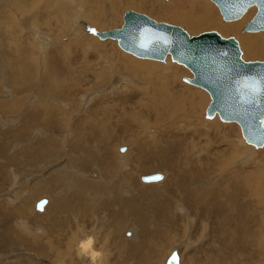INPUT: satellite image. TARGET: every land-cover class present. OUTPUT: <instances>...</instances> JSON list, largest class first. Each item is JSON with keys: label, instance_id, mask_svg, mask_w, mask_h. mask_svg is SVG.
<instances>
[{"label": "rangeland", "instance_id": "374dc122", "mask_svg": "<svg viewBox=\"0 0 264 264\" xmlns=\"http://www.w3.org/2000/svg\"><path fill=\"white\" fill-rule=\"evenodd\" d=\"M8 1L10 2V6H8L9 3L6 2V0L0 2V12L6 6H7L6 7L7 10L14 11L15 8L14 5L22 4V6H24L23 3L27 2L28 7L38 17V20L32 22L28 20L26 24L23 25L21 24L20 27L15 22L18 15L16 16L15 19L5 20L7 21L6 27L8 28L10 26L14 27V30L8 31V36H13L15 34L18 36L21 35L20 37L17 36V40L26 43L28 45V48L27 49H25L26 47L23 48V51L26 52V55L31 54L33 56L35 63L41 61L45 56H48L51 53H53V55L57 58L56 60L59 62L58 68H56V72L58 73L55 75V79L56 81H58L57 88L61 87L63 89V86H65L66 92L63 95L58 94V96L55 95L54 97L47 96L45 100L49 105L51 104L52 106H54L53 108L57 110V113L62 111L69 115V119L64 120L65 124L61 125L60 127L65 129L66 127L68 128L69 126L68 131L69 132L71 131L70 133H65L63 131L62 132L56 131L53 133L50 131L48 135H46L45 133H47L48 131H46L44 127H40L39 125L38 127H36L35 133H34L35 130L34 128L32 131L33 133L31 132L32 136L30 135V138L33 137L36 140V139H44L43 137H47V138L51 137L53 139V146H55V148L47 151V155L44 156L42 160H36V159L33 160L31 162L33 163L32 165L29 162H25L21 164L19 167L18 166H15L13 168L9 166L7 167L4 164H2V163H6L5 157L0 155L1 180L2 178H4L5 180L9 181V185L11 184L14 185L15 187L17 186V184L21 185V190L19 189L14 190L15 194L18 193L17 196L19 197L18 201L20 202V204L25 202L26 199L24 198L29 197L28 193H29L30 185L32 187L43 186L44 181L46 179L45 177L48 176L46 174L52 173L54 172V170H58L62 168L61 165L64 163H83L93 158V161L92 162L90 161L91 163L90 166L87 167L86 169H82L84 174V175L82 174L83 176L82 180L88 182L92 181L89 188L87 189L88 191L101 192V190L99 189V183L106 182L107 180V177L104 175H110V176L113 175L112 177L115 182L117 192L119 193V195H122L121 197L123 196L128 197L130 195L129 199L133 197L136 198L137 197L136 195H138L140 191L145 190L150 186H154L153 190H150L151 192L148 191V196L146 195L140 197L138 201V203H142V204L147 202L146 211L148 212V214L149 213L153 214V213H157V207L155 205L154 199H152L150 194H153L155 191H158L159 193L158 202L163 201L168 196L170 197L176 196L173 199H176L177 201H180L178 199H181L179 193V184L171 182L170 190L164 187V185L167 182H169L168 177L174 174L173 169L169 168L166 170V168L170 167L172 162L182 163V167H183L182 169H187L186 168L187 163H197V166H200L199 169L203 168L204 170L203 178L205 179L195 183L194 186L198 190H206L211 187H218L220 193L222 194V196L212 201L208 196L203 198V200L201 201V206L203 207L205 205L207 208H209L210 206L212 208L223 207V210H216L214 213H210L211 215H213V220H212L206 214L204 217L203 216L201 217V215L203 214H201L200 210L198 209L195 210L194 212L193 211L191 212L189 206L181 199L180 203L183 205L182 208H185L186 211H189V216L194 220L192 223H187V221L183 219V216L179 213L181 206L178 207L176 211L175 209H173V212L170 214V216L172 215L171 217L173 218L177 216V218L183 219L184 222L182 220L178 221L180 232L177 231L176 236H174V232H172V230H169L168 233L165 235L166 239L168 238L167 241H169V243H166L167 241L163 243H156V241H154L155 245L157 244L156 246L154 245L155 247L151 243L148 244V248L155 255L154 256L151 253L152 256H154L153 257L154 263L162 264V260L164 261L165 258H166L165 260L166 263L168 257L167 255L170 254L169 251L171 250V248L174 247L175 244L183 241L188 235H190V237L186 239L187 241H189V243L184 244L185 245L184 248L181 244H179L182 247H175L171 250V253L174 250H176L181 255L180 256L181 264H264V228L259 229L258 226H256L254 222H252V220H255L256 218L258 219V217L259 220L261 218L264 219V180H261L260 178L258 179L254 178L255 176L254 171L264 170V147L260 149H254L250 145L246 144L245 140L242 137L241 128L237 123H228V122L225 123L221 119L219 120V118L217 117L211 119L206 118L205 111L208 104L211 101L210 95L206 90L183 81L182 79L183 77H193V74L184 65L172 63L173 61L171 62L169 57L166 62H158L153 60V63L157 62L158 66H160V68L156 70L157 72H162L163 70L169 71L170 75L168 78H170L171 81L179 82L184 88H186L185 86H191L193 88L195 87V89L197 88L198 90L202 91L205 95V100L203 103L199 100L197 104H194L193 106H190L186 103L188 109L184 113L185 116L184 119L186 118L187 119L186 120L183 119L184 121L182 123L179 122L174 125V129H175L174 131H176V134L173 137H170L171 139H174L175 137H183L184 139L188 138V141L190 143L189 150L186 151L184 149L180 150L179 148H177L176 156L174 159L173 158L155 159V157L152 158L151 157L152 155H149V154H154L157 151V149H161V146H168L169 143L162 141L163 134L160 133L161 130L158 129L159 128L162 129L166 126L172 125L175 119L157 120L156 123L153 125V128H150L148 131L144 133L142 132L134 133L131 131L124 133L122 130H120L119 123L116 122L114 124L115 121H113V119L114 120L118 119V116H115L114 118H110V121L104 120L103 123H107V125L111 127V131L104 132L103 134L111 133L113 130L117 131V133L106 134L103 136V138L98 137L100 139L102 138L101 139L102 141L98 139L97 136L94 137L91 135H90L91 139L90 137H88L89 139L88 138L86 139V134L89 133L88 130L81 132L82 133L81 135H76V138L72 134V130L74 128L73 123L75 119L78 118L83 111L89 109L93 104H95L96 102H100L102 97H103L102 99L103 102L101 104L103 105H101V109L104 107H111V106L120 108L121 103L124 99H126L127 97L134 96L137 90H142L150 84V82L147 81L148 79V76L146 75L147 71H140L138 73L137 78L131 79L130 74H128L129 72L127 73L125 72V70H123L122 71L123 78L120 79V77L115 76L114 79H112L113 81L111 80L109 82L108 79L107 83L103 85V87H101L99 91L97 90V88H93L90 90L89 87L92 86L93 82L92 81L84 82V80L90 79V77L93 75L91 70H93L95 67L94 61H88L87 59L94 60L98 58L99 51L94 49L95 45L98 44L99 47L102 44H107L111 52L116 54V57L120 55H126V54L128 55V53L124 52L118 46L116 40L113 39L102 40L98 38L94 33L86 30L85 27L84 29L87 33L84 31V29H82L83 31L80 30V28H78L77 19H81L83 21V25L89 22L90 26L94 27L97 31L102 32L106 30L120 28L123 25L124 13L129 10H134L149 16L151 19L157 22H166L180 26L184 28L191 35H198L206 31H217L224 37H234L239 41L240 48L242 50V56L246 61H264V56L252 55L249 52V48L251 47L250 45H254L253 43H251L250 38L252 37L250 36H254V37L264 36V31L251 33V32H243L242 30L244 25L248 21H250L255 15L256 8L255 7L250 8L247 11V13L239 20L232 22H225L219 12V9L212 1L196 0L199 2L201 1L205 7L211 10V14L209 17L212 19L211 20L212 24L193 26L191 24H195V23H193V21L190 18L188 20H183L184 22L174 21L167 15L164 14L162 15V13L157 11L150 12V10H143L129 6H125V7L121 6L119 10H116L114 16H110L106 18L107 26L103 28L97 26L96 23L97 19L93 16L91 12V9L94 7V5L91 3L88 4L87 0H55L54 4H51L49 0H8ZM93 2H95V0L92 1V3ZM162 2L164 4H169L172 2V0L169 1L165 0V2L164 0H162ZM98 5L103 9L108 8V4L101 3L99 0H98ZM76 8L78 10H76L74 13V10ZM175 8L179 10V9H183V6L180 7L179 5H177L175 6ZM196 11H197L196 14L200 13V9H197ZM250 11H252V14L249 15L248 13ZM54 12H56V18H53L51 15ZM174 15L177 18H180V16H178L176 13H174ZM45 17L46 18L50 17V19H57V21L61 20L62 22L61 23L57 22L55 24L57 27V29L55 30V26L54 25L51 26V23H47V24L42 23V21H45ZM2 23L3 22L0 19V24ZM230 25H239V27L233 29L230 27ZM29 28L36 30L29 31ZM0 33L6 35L5 32L3 31H0ZM85 36L88 37L81 38ZM247 37L249 38L250 42L247 41L248 40ZM71 39L73 41L69 50L67 51L64 50V47L60 48L61 45H64L67 41ZM19 46L20 45H18V47ZM1 49L2 48H0V51ZM128 56H130L135 60H140V58L134 57L131 54H129ZM2 59L3 57L1 56L0 61H2ZM68 60L73 62L74 64L73 68H71L70 65L67 63ZM32 67L33 66L31 64L26 65L25 67H23L22 71L24 73H29L31 75L36 71V70H32L31 69ZM50 74L51 72L49 71L46 74L44 80H46V78ZM4 76L5 73L1 72L0 100H2L3 102L18 101L20 103V99L22 97L25 103L24 106L20 104L17 110L19 111V114H21L22 111L25 112L28 106L40 102V98L36 93V92L39 93V90L36 89H35L36 91L34 90L35 85L33 86L27 85L24 82V80H20L21 77H19V80L18 79L14 80V86L13 85L9 86L11 89L9 90L6 87V85H4L3 83ZM28 77H29L28 79H31L29 75ZM151 77L152 76H150V78ZM40 78L41 76L37 77L36 79L39 80ZM137 79H141V80L136 81ZM19 81L22 83H20ZM110 86L112 87V89H110ZM177 88H182V87L177 86ZM42 89L46 92L48 91L47 88H42ZM199 94L201 93L199 92ZM100 96L102 97L100 98ZM98 98L100 99L96 101V99ZM62 103H65L66 106ZM134 107L135 108L133 110L124 108L122 109V111L126 114H129L130 112L133 111L138 112L140 108L137 107L136 105ZM31 108L35 109L36 106H33ZM17 111H15V114H11V116H15V115L18 116L19 114ZM178 111L181 112L179 108ZM191 112H193V116L188 117L189 115L188 113ZM5 117L3 115L2 118L7 120L8 117L6 118ZM139 117L142 118L139 119V121L140 122L145 121L148 127H149V123L152 122L153 120V119H149L145 115H141ZM121 118H119L118 121L122 123L126 118L123 119ZM9 119L7 120V122H9ZM19 122L23 123L22 118L19 119ZM110 122L114 125L111 126ZM16 123L15 124L6 123L3 126L0 125V131L1 132L6 131V128L8 129L11 125L16 126ZM16 128H20V127H16ZM39 129L40 131H42L41 134H39ZM55 129H57V126L51 128L52 131H54ZM141 129H143L144 131L146 130L144 128ZM2 138H4L6 141L9 139L12 140V143L9 141L10 143L9 145H7L8 147L7 153L9 155H11L12 153L13 154L18 153L19 150H22L23 147L31 150H34L36 148L35 145L32 146L31 140L27 138L21 139L20 143L17 142L18 139H13L10 135L2 136ZM149 138L153 139L150 143L136 144L138 143V139L139 141H141L143 139L148 140ZM171 139L169 142L172 144ZM25 142H27V144ZM69 144L72 145L74 144L73 146H76L75 148L70 149V151L73 152H68L67 147ZM123 146H126L127 149L125 150L126 154L124 153V158L126 160H122L123 153L120 154L121 152L119 151V149ZM60 156L61 158L59 159ZM83 156L84 159L81 158ZM72 158H78V159L70 162L69 160ZM107 158L110 159L111 163H114V167L110 169L111 174L107 172L104 173L103 171L104 166L109 165V162H107ZM245 158H247L246 161ZM121 161H123L124 164L126 163L127 165H124L123 163L121 164ZM219 161H221L224 164H220V163L218 165L214 164V163H218ZM60 163L61 165L58 166V164ZM93 163H101V164L93 165ZM157 163L160 164L158 165ZM64 168L66 171L68 170H71L72 172L75 171V169L68 167L66 164H64ZM1 170H3V172ZM94 170H98L99 172V176L97 178L91 177L92 172ZM128 171L129 172L131 171L130 174ZM156 171L165 174L164 178L160 180L161 182L159 181L158 183L157 182L146 183L141 181L140 179L141 174H149L151 172L153 173ZM247 171H250V175H249L250 179L244 178L247 176L245 175L244 172ZM4 172L6 173V175ZM122 173L124 174L122 175ZM101 175H103L104 177ZM29 180H31V182ZM124 180L128 181L129 187L126 186V184H124L126 183ZM234 180H237L238 182L242 183V187L244 186L249 191V193L243 194V199H242L243 201H247V203L245 204L248 207L247 210L240 209V207L243 206V205H239V202H241V197L235 195L233 192V188L231 187V182H233ZM61 183L62 182L58 183V185H61ZM123 184L124 186L122 187ZM145 184L147 185V187L145 186ZM8 186L5 185L4 188ZM64 186L65 185H62L60 188H64ZM4 188H3L4 191L8 189V188L7 189ZM60 188L54 191L55 195L48 193V190H45L44 192H41V194H39L36 197V199L35 197L30 199L29 201L30 209L26 215L34 223L36 224L38 223V227H36L35 224H31L32 229L28 231L27 229L25 230L21 229V233L22 234L24 233L23 236L29 234L31 235L32 238H38L40 242L46 241L47 245L46 244L44 245H46L47 248L44 251L43 255L38 256L37 258V253L35 251L27 249L24 246V244H22L18 252V255H16L17 258L19 257L20 263L22 261L32 259L35 260L34 264H64L63 262H61L62 260L63 261L70 260L67 257L65 251V249L68 248L67 243L73 242V247L75 248L76 241L79 238L80 239L86 238L83 235L84 233L87 232L86 234L88 236L92 235L93 237L92 236L91 237L96 240V241L94 240V247H96V249L98 247V249L103 250L104 252L106 251L105 252L106 254L104 255H105V260L107 261L104 260L103 264H136L135 259H129V258L126 259L125 257L123 258V256L126 253L125 246H127L126 244L127 241L129 240L131 241L134 238H137L136 236L138 235V232L140 230V226L137 223L138 221L136 222L134 217H129L127 218L126 221L121 222L118 230L114 229L113 220L108 219L106 217L108 213L107 210L105 209L101 210L99 213L93 212L86 217L80 213L78 214L76 213L75 215L68 216L67 219H64L65 223L67 224L66 226H61L60 224L54 223L53 226L49 228L48 225L47 226L45 225V223L34 221L33 216L35 214L47 213V211L49 210L47 206H50L53 203V200L58 198V195H61L59 191ZM20 191L22 195L20 194ZM1 193L3 194V196H1L2 195ZM110 195L111 193L109 191L103 189L101 192L102 197H100L99 199L100 200H102L103 198L108 199L107 196ZM42 197H48L50 199L49 204L50 203L51 204L50 205L47 204L46 206L47 208H45L44 211L39 212L35 210L34 204ZM91 198L93 199V197ZM3 200L8 201V197H6V192H0V202H5ZM111 209L114 210L115 212H119L120 207L114 206ZM63 211L68 212L69 210H63ZM110 213L111 212H109V214ZM58 215L64 216L65 214H58ZM248 218L252 219L250 224L246 221V219ZM69 219L71 221H69ZM220 223H224L225 225H228L229 227L228 234L222 232L219 229ZM204 227L208 228L209 232L202 230V228ZM128 231H131L132 234L134 233L133 234L134 238L133 236H131L132 234L130 236L126 235ZM74 232L76 235L73 234ZM208 233H209V239L207 238ZM72 235L74 236L72 237ZM124 236L127 238V240ZM223 236L224 238H226V241H229L232 238H238L240 243L242 244L239 247V250L230 248L226 245L219 243L218 242L219 238ZM186 240H184V242ZM102 245L105 246L103 247ZM164 246L166 248H163ZM156 247L158 249H161L162 251L161 250L157 251ZM233 254L239 255L240 256L239 258L241 259L239 258L236 259L235 257L236 255L233 256L234 257L233 259H228V255L231 256ZM5 256L7 257V255L4 254L3 260L2 261L0 260V264H5V262L7 264L11 260L10 258H6ZM0 258L2 259V255H0ZM36 258L38 260H36ZM137 264H147V263L142 262L140 260L139 263Z\"/></svg>", "mask_w": 264, "mask_h": 264}, {"label": "bare ground", "instance_id": "6f19581e", "mask_svg": "<svg viewBox=\"0 0 264 264\" xmlns=\"http://www.w3.org/2000/svg\"><path fill=\"white\" fill-rule=\"evenodd\" d=\"M2 1H5V0H0V2H2ZM49 1L51 4L55 3V0H49ZM92 1H94V0H87L88 4L91 3L94 5V7L91 9V12H92L93 16L97 19V22H96L97 26L103 27V28L107 26L106 18L110 17V16H114L116 13V10H119V8L121 6L122 7L129 6V7H135V8L143 9V10H150V12L151 11H157V12L162 13V15L163 14L167 15L168 17H170L174 21L184 22L183 20H188L190 18L193 21V23H195V24H191L193 26L212 24V22H211L212 19L209 17L211 14V10L209 8L205 7L201 1L199 2L196 0H172V2L169 4H164L162 2V0H102V1L99 0L101 3L108 4V8H106V9H103L102 7H100L98 5V0H95V2H93V3H92ZM6 2H8L9 3L8 6H10V2L8 0H6ZM164 2H165V0H164ZM23 5L24 6H22V4L14 5L15 6L14 11L7 10V8H6L7 6H6L0 12V14H1L0 19L3 22L2 24H0V31L5 32V34H6V35H3L0 33L1 34L0 35V48H2L0 51L2 53V54L0 53V57L1 56L3 57L2 61H0V73L1 72L5 73L3 83H4V85H6V87L9 90H11L9 86L10 85L14 86V80L15 79L19 80V77H21L20 80H24V82L27 85H31V86L35 85L34 90L35 89L39 90V93L38 92H36V93L38 94V97L40 98V102L28 106L27 109L25 110V112L22 111L21 114H19V111H17V110H18L20 104L22 106H24V103H25V101L22 97L20 99V103L18 101H5V102H3L2 100H0V125L3 126L6 123H14V124L16 122L18 123V124L16 123V126L11 125L8 129L6 128V131H3L4 133L0 131V155L5 157V162H6V163H2V164H4L7 167L8 166L12 167V168L15 166L19 167L21 164H23L25 162L31 163L35 159L36 160H42L44 158V156L47 155V151L55 148V146H53V139L51 137L50 138L43 137L44 139H36V140H35V138L31 137L32 138L31 139L30 135H31V132L33 131L34 128H35V130H34V133H35L36 127H38L39 125H40V127H44V129H46V131H48L47 133H45L46 135H48V133L50 131L53 133L56 131L57 132L63 131L65 133L71 132V131L70 132L68 131L69 126H68V128L66 127L67 129L60 127L61 125L65 124L64 120L69 119V115L66 114L65 112H62V111L57 113V110L55 108H53L54 106H52L51 104L49 105L45 100V98L47 96L54 97L55 95L58 96V94L63 95L66 92L65 86H63V89L61 87H58L59 89L57 88L58 81H56V79H55V75L58 73V72H56V68H58V65H59V62L56 60L57 58L53 55V53H51L48 56H45L41 61H38L37 63H35L33 56L31 54L26 55V52L23 51V48L26 47L25 49H27L28 45L26 43H23V42L17 40L18 35H16V34L13 36H8V31L14 30V27L13 26H10L9 28L6 27L7 21H5V20L15 19L16 16L18 15L15 22H16V24H18L19 27L21 26V24L22 25L26 24L28 20H30L31 22L38 20L37 15H35L34 12L28 7L27 2L26 3L24 2ZM177 5H179L180 7L183 6V9H179V10L176 9L175 6H177ZM197 9H200V13L196 14ZM76 10H78V9L76 8L74 10V13ZM174 13H176L178 16H180V18H177L174 15ZM248 14L249 15L252 14V11H250ZM51 15L53 18H56V12L52 13ZM198 20H200V21H198ZM57 22L61 23L62 21L61 20L57 21V19H50V17L49 18L45 17V21H42L43 24L51 23V26L54 25L55 30L57 29V27L55 25ZM77 22H78V28H80V30L84 29V27L86 29V26L87 27L89 26V22H87L83 25V21L81 19H77ZM230 27L235 29V28H238L239 25H230ZM85 29H84V31H85ZM33 30H36V29H30L29 28V31H33ZM20 36H18V37H20ZM87 37L88 36L81 37V38H87ZM250 37H252V38H250V40H251V43H253L254 45L249 44L251 46L249 48V52L252 55L264 56V36H260V37L250 36ZM72 41H73L72 39L67 41L64 45H61L60 48L64 47V50H66V51L69 50L71 47ZM247 41H249V38ZM242 42H243V40H242ZM117 44H118V42H117ZM18 45H20V46L18 47ZM94 49L99 51L98 58H96L94 60L87 59L88 61H94L95 67L93 70H91L93 75L90 77V79L84 80V82H88V81L93 82L92 86L89 87L90 90L93 88H97V90L99 91V89L107 83L108 79L110 82L112 79H114L115 76L120 77V79L123 78V72H122L123 70H125V72H127V73L129 72L128 74H130L131 79L137 78L138 73L140 71H147V74H146L148 76L147 81H149L150 84L142 90H137L136 94L134 96L127 97L126 99H124L121 103L120 108L111 106V107H104L101 109V105H103V104H101L103 102L102 101L103 95L100 96V98L102 97L100 102H96L95 104H93L89 109H87L86 111H83L80 114V116L75 119V121L73 123L74 128L72 130L73 136L76 138V135H81L82 134L81 132L87 131V130L89 131V133L86 134V139L88 137H90V135L94 136V137L97 136V138L98 137L103 138V136L106 134H116L117 131H115V130H113L111 133L103 134L104 132H110L111 131V127L108 126L107 123H103L104 120L110 121V118H114L115 116H118V119L121 117L126 118L122 123L119 122L118 119L117 120L113 119V121H115L114 124L116 122L119 123L120 130H122L124 133L130 132V131L134 132V133L135 132L144 133V132L148 131L150 128H153V125L156 123L157 120H166V119L173 120V119H175V121L173 122L172 125L166 126L162 129H160V128L158 129V130H161L160 133L163 134L162 141L169 143L168 146H161V149H157V151L154 154H149V155H152L151 157L152 158L155 157V159H159V158L160 159H168V158L174 159L176 156V149L177 148H179L180 150H182V149H184L186 151L189 150L190 149V143L188 141V138L184 139L183 137H175L174 138L175 140H174V139H171L170 137H173L176 134V131H174L175 130L174 125L176 123H179V122L182 123L184 120L187 119V118L184 119V117H185L184 113L188 109V106L186 105V103L190 106L197 104L198 100L203 103L205 100L204 93L202 91L198 90L197 88L195 89V87L193 88L191 86H185L184 85L186 87V88H184L179 82L171 81L170 78H168L170 75L169 71L163 70L162 72H157L156 70H158L160 68V66H158L157 62L153 63V60L151 61L150 59L147 60V59H142V58H140V60H135V59L131 58L130 56H128L130 53H128L124 50L123 51L128 53V55L126 54V55H120V56L116 57V54L111 52V50L109 49L107 44H102L99 47L97 44L94 46ZM168 57L170 58V55ZM170 61L172 62L171 58H170ZM158 62H162V61H158ZM67 63L70 65L71 68H73L74 64L72 61L68 60ZM172 63H174V62H172ZM30 64L33 66L31 69L36 70L31 75L29 73H24L22 71L23 67H25L26 65H30ZM49 71L51 72V74L46 78V80H44L46 74ZM190 72H191V70H190ZM28 75L30 76L31 79H28L29 78ZM39 76H41V78L39 80H37L36 78ZM150 76H152V77L150 78ZM123 80H125V79H123ZM139 80H141V79H137L136 81H139ZM41 81H43V82H41ZM20 83H22V82H20ZM176 85L181 86L182 88H177ZM42 88H47L48 91L46 92ZM150 88H151V90H150ZM110 89H112L111 86H110ZM12 91H13V89H12ZM199 92L201 94H199ZM9 94H10V92H9ZM46 94H48V95H46ZM100 98L96 99V101L99 100ZM51 101H53V100H51ZM62 104H64L66 106L65 103H62ZM135 105L140 108L138 112L133 111V112H130L129 114H126L122 111V109H124V108L133 110L135 108L134 107ZM33 106H36V108L32 109L31 107H33ZM202 106H203V104H202ZM178 108L181 110V112L178 111ZM15 111H17L19 115L18 116L17 115L11 116V114H15ZM188 114H189L188 117L193 116V112L188 113ZM3 115H4V117L5 116L8 117V119L10 118L9 122H7L8 119L5 120L4 118H2ZM141 115H145L149 119H153L152 122L149 123V127L145 121H143V122L139 121V119H142L141 117H139ZM11 117H13V118H11ZM216 117L219 118L218 116H216ZM20 118H22L23 123L19 122ZM123 118H121V119H123ZM219 120H220V118H219ZM181 123H180V125H181ZM225 123H227V122H225ZM114 124H112L110 122L111 126ZM56 126H57V129L52 131L51 128L56 127ZM16 127H20V128H16ZM141 128H144L146 130L144 131ZM41 132L42 131H40V129H39V134H41ZM45 134H43V135H45ZM5 135H10L13 139H18L17 142H19V143H20V140L23 138L30 139L32 142V146L35 145L36 148L34 150H31V149H27V148L23 147L22 150H19L18 153H15V154L12 153L13 155L12 154L9 155L7 153V148H8L7 145H9L10 142L12 143V140L9 139L6 141L4 138H2V136H5ZM90 139H91V137H90ZM98 139H100V138H98ZM170 139L172 140V144L169 142ZM152 140L153 139H151V138H149L148 140L143 139L141 141H139V139H138V143H136V144H140V143L146 144V143H150ZM25 143L27 144V142H25ZM73 145L72 144L68 145V147H67L68 152H73V151H70V149H73L76 147ZM123 147H125V150H127L126 146H123ZM63 148H64V146H63ZM120 154H122V153H120ZM125 154H126V152H125ZM60 158H61V156L59 157V159ZM81 158L84 159V156ZM77 159L78 158H72L69 161L71 162V161L77 160ZM102 160H103V158H102ZM122 160H126L124 158V153L122 154ZM246 160H247V158H245V161ZM90 161L92 162L93 158L89 159L83 163H64L68 167L75 169L76 172L75 171L72 172L71 170L66 171L64 168V164H62V165H61V163L58 164V166L61 165L62 168H60L58 170H54V172H52V173L46 174L48 176L45 177L46 179L44 181L43 186L32 187L30 185L29 193H28L29 197L24 198L26 200L22 204H20V202L18 201L19 200V197L17 196L18 193H16V194L14 193V190H16V189L21 190V185L17 184L16 187L14 185H11V184L9 185L8 180H5L4 178H2V180H1V177H0V180H1L0 181V192H6V197H8V201H9L8 202L7 200H3L5 202H0V255H2V259L0 258L1 261L3 260V256L5 254V255H7V257L5 256L6 258L11 259L7 264H24V263L25 264H32V263L34 264L35 260H32V259L25 260V261H22L20 263L19 257L17 258L16 255H18V252H19L22 244H24V246L27 249L35 251L37 253V258H38V256L43 255L44 251L47 248L46 247L47 242L45 240H44L45 242H40V240H38V238H32L31 235H29V234L23 236L24 233L23 234L21 233V229H24V230L27 229V231H28V230L32 229L31 224H35V226L38 227V223L37 224L34 223L26 215L30 209V202H29L30 199H32L34 197L36 199V197L39 194H41V192H44L45 190H48V193L55 195L54 191L59 189L62 185H65V186H64V188H60V190H59L61 195H58V198L53 200L52 204L50 203L51 205L49 204L50 199L48 197H42V198L48 199L47 204H49L50 206H47V204H46L45 208L48 207L49 210L45 214L44 213L43 214H35L33 216V220L36 222L45 223V225L46 226L48 225L49 228H51L54 223L60 224L61 226H66L67 224L65 223L64 219H67L68 216L75 215L76 213L77 214L80 213L86 217L93 212L99 213L101 210L105 209V210H107V213H108L106 217L108 219L113 220L114 229L118 230L121 222L126 221L127 218H129V217H134L136 222L138 221L137 223L140 226V230L137 228L139 230L138 235L136 236L137 238H134V236H133L134 233L133 234L131 233L132 234L131 236H133L134 239L131 241L130 240L127 241V243L125 242L127 244V246H125L126 247L125 248L126 253L123 256V258L125 257L126 259L127 258L135 259L136 264L139 263L140 260L142 262H146L147 264H155L154 260H153V257L155 255L148 248V244L151 243L154 246L155 245L154 241H156V243L166 242L168 240V238L166 239L165 235L168 233L169 230H172V232H174V236H176L177 231L180 232V227H179L178 221L182 220L184 222L183 219H185L187 221V223L193 222L194 219H192L189 216V211H186L185 208H182L183 205L180 203L181 199L183 202H185L189 206L191 212L192 211L194 212L195 210L198 209V210H200L201 214H203V215L200 214L201 217L202 216L204 217L206 214L212 220H213V215H211L210 213H214L216 210H223V207L212 208L210 206L209 208H207L205 205L203 207L201 206V201L203 200V198L208 196L212 201V200H215V199L219 198L220 196H222V194L220 193L218 187H211V188L206 189V190H198L194 186L195 183L199 182L200 180L205 179V178H203L204 177V170H203V168L199 169L200 166H197V163H187L186 164L187 169H182L183 168L182 163L172 162L170 167L166 168V170L169 168L173 169L174 174L172 176L168 177L169 182H167L164 185V187L166 189L170 190V183L171 182L179 184V193H180L181 199H178L180 201H177L176 199H173L176 196H172V197L168 196L163 201L158 202L159 193H158V191H155L153 194H150V195H151L152 199H154L155 205L157 207V213H153V214L149 213L148 214V212L146 211V203L147 202L142 204V203H138V201H139L140 197H143L146 195L148 196V191L153 190L154 186H150L149 188L140 191L139 194L136 195L137 196L136 198L133 197V198L129 199L130 195L128 197H126V196L121 197L122 195H119V193L117 192V189H116L115 182H114L113 177H112L113 175L112 176L104 175L107 177V180H106V182H100L99 183V189L101 190V192L103 189L107 190L111 193V195L107 196L108 199L103 198L102 200H100L99 198L102 197L101 192H91V191L87 190L92 181L88 182V181L82 180V178H83L82 169H86L87 167H89L91 164ZM172 161H175V160H172ZM107 162H109V165L104 166L103 171H104V173L107 172V173L111 174L110 169H112L114 167V163H111L109 158H107ZM122 163L124 164L123 161H121V164ZM219 163L224 164L221 161H219L218 163H214V164L218 165ZM32 164L33 163H31V165ZM94 164L99 165L101 163H93V165ZM157 164L159 165L160 163H157ZM124 165H127V164L125 163ZM120 170H121V168H120ZM1 171L3 172V170H1ZM122 171H123V168H122ZM130 172H129V174H130ZM254 172H255V176H254L255 179L260 178L261 180H264V170H256ZM153 173L162 174V179L164 178V175H165L164 173L157 172V171L153 172ZM244 173H245V175H247L244 178L250 179L249 178L250 171H247ZM123 174L124 173H122V175ZM129 174H127V175H129ZM149 174H152V172ZM5 175H6V173H5ZM143 175H146V174L140 175L141 181H143L142 180ZM98 176H99L98 170H94L92 172L91 177L97 178ZM101 176H103V175H101ZM27 177H29V176H27ZM125 177H126V175H125ZM165 178H167V177H165ZM29 181L31 182V180H29ZM124 181L126 182L124 184H126V186L129 187L128 181H126V180H124ZM159 181H157V183ZM60 182H62L61 185H58V183H60ZM93 183H95V182H93ZM146 183H151V182H146ZM124 184L122 185V187L124 186ZM5 185L6 186L9 185V186L5 187L6 189L7 188L8 189L4 191L3 188ZM145 186L147 187L146 184H145ZM231 187L233 188L234 194L237 195L238 197L239 196L241 197V202H239V205H243V206H241L240 209L241 210H247L248 207H247V205H245L247 203V201H243L242 199H243V194L249 193V191L244 186L242 187V183L238 182L237 180H234L233 182H231ZM20 194L22 195L21 191H20ZM1 196H3V194ZM91 197H93V199ZM35 204H36V202H35ZM35 204H34L35 210L37 211ZM139 204L140 205L142 204V205L140 206ZM114 206L120 207L119 212H115L114 210L111 209ZM180 206H181V208H180L179 213L183 216V219L177 218L176 215H175L176 216L175 218L171 217L172 215L170 216V214L173 212V209H175V211H176L178 209V207H180ZM45 208H44V210H45ZM63 210H69V211L64 212ZM109 212H111V213L109 214ZM58 214H65L66 216L65 215L59 216ZM251 220L252 219H250V218L246 219V221L249 224H250ZM69 221H71V220L69 219ZM252 222H254V224L256 226H258L259 229L264 228V219L263 218H261L259 220V217H258V219L256 218L255 220H252ZM98 223H99V221H98ZM77 229H78V227H77ZM219 229L222 232H225L228 234V230H229L228 225H225L224 223H220ZM202 230L209 232L208 228H205V227L202 228ZM78 233H79V231H78ZM86 233H84V235H83L86 238L81 237L83 239L79 238L76 241V245H75L76 247L75 248L73 247V242L67 243L68 248H66L65 251H66L67 257L70 260H68V261L62 260L61 262H63L64 264H103V261L105 260L104 254H106L105 253L106 251L104 252L103 250L98 249V247L96 249V247H94V240L95 239L92 238L93 237L92 235L88 236ZM73 234H75V232ZM73 236L74 235H72V237ZM207 236H208L207 238L209 239V233L207 234ZM189 237H190V235H188L184 240L188 239ZM97 239H99V238H97ZM126 240H127V238H126ZM184 240L175 244V246L172 247L171 250L175 247H181L179 244H181L184 248L185 247L184 244L189 243V241L186 240L184 242ZM50 242H53V241H50ZM218 242L223 244V245H226L230 248L238 249V250H239V247L242 245L238 238H232L231 240L226 241V238H224V236L219 238ZM166 243H169V241H167ZM44 244H46V245H44ZM165 246L163 248H166ZM106 247H108V246H106ZM160 247H161V245H160ZM156 250L158 251L161 249L157 248ZM171 250L170 251L168 250L170 254L168 253L169 255H167L168 256L167 259L171 255ZM240 251H242V250H240ZM76 252H77V254H76ZM151 253L154 256H152ZM158 254H160V253H158ZM234 255H236L235 256L236 259L240 257L237 254H233L231 256L228 255V259H233ZM5 257H4V259H5ZM37 258H36V260H38ZM239 259H241V258H239ZM165 260H166V258H165ZM165 260L164 261L162 260V264L163 263L166 264ZM105 261H107V260H105ZM5 264H6V262H5ZM180 264H181V257H180Z\"/></svg>", "mask_w": 264, "mask_h": 264}, {"label": "water", "instance_id": "95a60500", "mask_svg": "<svg viewBox=\"0 0 264 264\" xmlns=\"http://www.w3.org/2000/svg\"><path fill=\"white\" fill-rule=\"evenodd\" d=\"M210 1L225 22L239 20L255 7V15L242 30L264 31V0ZM86 30L102 40H116L122 50L138 58L165 62L170 55L174 63L191 70L193 77H183V81L209 93L211 101L205 111L206 118L218 116L223 122L237 123L246 144L254 149L264 147V96L250 97L246 86L247 78L264 77V61H246L236 38L224 37L217 31L191 35L180 26L157 22L134 10L124 13L120 28L99 32L89 25ZM119 151L125 153V147ZM142 180L157 182L162 180V174H146ZM47 202V198L39 199L37 211H43ZM126 235L130 236L131 232ZM166 264H180L176 250Z\"/></svg>", "mask_w": 264, "mask_h": 264}, {"label": "snow or ice", "instance_id": "6c2138e0", "mask_svg": "<svg viewBox=\"0 0 264 264\" xmlns=\"http://www.w3.org/2000/svg\"><path fill=\"white\" fill-rule=\"evenodd\" d=\"M94 31V30H93ZM248 95L252 98L264 96V77L247 78Z\"/></svg>", "mask_w": 264, "mask_h": 264}, {"label": "crops", "instance_id": "0c3cea01", "mask_svg": "<svg viewBox=\"0 0 264 264\" xmlns=\"http://www.w3.org/2000/svg\"><path fill=\"white\" fill-rule=\"evenodd\" d=\"M181 246V245H180ZM182 247V246H181Z\"/></svg>", "mask_w": 264, "mask_h": 264}]
</instances>
